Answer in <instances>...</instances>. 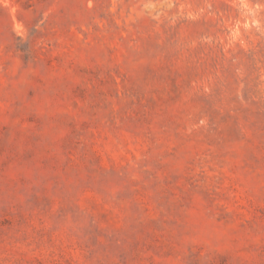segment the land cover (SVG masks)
<instances>
[{"label": "rangeland", "instance_id": "obj_1", "mask_svg": "<svg viewBox=\"0 0 264 264\" xmlns=\"http://www.w3.org/2000/svg\"><path fill=\"white\" fill-rule=\"evenodd\" d=\"M0 264H264V0H0Z\"/></svg>", "mask_w": 264, "mask_h": 264}]
</instances>
